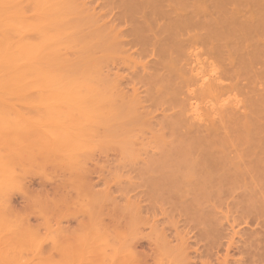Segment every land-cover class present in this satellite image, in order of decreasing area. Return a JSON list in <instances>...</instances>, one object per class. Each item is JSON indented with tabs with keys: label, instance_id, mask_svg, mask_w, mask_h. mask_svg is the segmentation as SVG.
Wrapping results in <instances>:
<instances>
[{
	"label": "rangeland",
	"instance_id": "374dc122",
	"mask_svg": "<svg viewBox=\"0 0 264 264\" xmlns=\"http://www.w3.org/2000/svg\"><path fill=\"white\" fill-rule=\"evenodd\" d=\"M64 2L68 59L51 70L97 84L108 113L74 159L0 139L18 176L0 188V263L264 264V0ZM192 56L215 72L206 95ZM38 99L9 108L40 117Z\"/></svg>",
	"mask_w": 264,
	"mask_h": 264
},
{
	"label": "bare ground",
	"instance_id": "6f19581e",
	"mask_svg": "<svg viewBox=\"0 0 264 264\" xmlns=\"http://www.w3.org/2000/svg\"><path fill=\"white\" fill-rule=\"evenodd\" d=\"M63 2H64V0H63ZM63 2H61V0H60V4H57L55 0H0V103L5 104V106L3 108H5L7 106H8L7 108H9L12 106L11 101L19 102V100H21V99L22 100L26 99L27 100L26 103L30 104L29 107L31 108L32 102H34V100H37V96H38V98H39L38 101H35V104L37 103L38 105L36 104L37 108H35V109L40 108L42 110V112L44 113V114L40 113L41 118L39 117V115L36 114L37 116L34 115V118H35L34 119L32 116H30L29 112H28L29 116L25 117V114L21 110L18 109L19 104L17 102H15V104L17 103L18 106L15 105L17 108L15 107L16 109L14 112L11 110L12 108L11 109L9 108L8 111L3 110V108H1L2 112L0 110V112H1L0 113V139L3 141L4 138H6L8 135L11 134L10 136L12 137L13 142L14 143L16 142L18 144V147L20 144V148H21V143H22L21 140L23 138H20L21 139L20 141L18 140V138L22 137V135L28 139V140L25 139L27 141H30L29 139H32L33 143H32V141H30V142H28L29 145L32 143L34 146L35 145L34 143H37L36 144V146H37L38 144L41 143V145H42L41 148H44L47 146L49 148H52L53 146L50 147L51 145L49 146V144L51 143L52 145H55L54 142L57 141L56 142L57 145H55L56 147L54 146L56 149L55 152H57V154H60L61 156L64 154L63 155L64 157H65V154L68 153L69 154L68 156L72 155L71 157H73L72 159H74L75 157L73 155H76V153H77L76 150L78 151V153H80L79 149L81 151L82 147H85L84 144H86V143H83V145H78L80 142L77 143V141H76V143H75L74 140H76L77 137H79V139H80L81 138L80 135H82L81 139H83L85 137L86 138L88 137L87 139H89L90 137H93L91 135V133H90L91 136L89 137V133L86 130V128L88 126H90L92 123H95L94 121L98 122L99 120L102 121L103 120L102 118H104V119L106 118L105 117L106 114L104 115V112L108 113V111H106L104 106H107L108 102L106 103V105H105V102L107 101L108 97H104L105 98V100H104V98H101L102 95L99 93V90L97 87L95 89H97L98 92L94 91L95 89L94 88L92 89L89 86V85L95 84V83H93V81L91 82L92 83L91 84L90 81H87V79H86V81L89 82V85L87 82L86 83L81 82V79L82 80H84V79L79 78V77H84V76H78V78L74 76L75 79L70 78L71 80L69 78L63 77L65 72H63V74H61L62 76L60 75L59 72L61 71V69H59V67H57L58 64L57 65L55 64L56 65L55 67H56V69L58 68L60 70L58 72L59 74H56L54 72V70H51V68H52L51 64L53 63V60L55 58H57L56 60H58V58L62 59L63 53L65 55V52H60L63 49V47H62L63 39H64V36L67 34L66 28H68V27L64 28V31H65L64 32L63 30H61L62 27L60 26V25H64L62 22H64V23L67 22L66 21L67 17L64 16L65 10L62 9L63 7L65 8V5L63 4ZM58 5L62 6V7L60 8V7H58ZM66 7H67V5H66ZM61 11H63V12H61ZM58 12L59 13L61 12L60 14H63V15H61L63 18L62 20H61V17L57 16ZM60 22H61V24H60ZM58 24H59V27H58ZM67 39H69V38H67ZM69 49L70 48L65 47L64 51H69ZM66 53L68 54V52H66ZM69 54H70V52H69ZM192 57H194V56H192ZM196 57L197 56H195L194 57L195 59H193V61L192 62L190 61V63H189V65L192 63L195 66L193 69L191 68V72H193V71L198 72L199 70L203 71L202 67L199 64V62L201 63V61L198 60L199 57L197 59H196ZM64 59H62V60H64ZM67 59H65V60H67ZM191 60H192V58H191ZM59 62H60V60H59ZM63 62L61 61L60 63H63ZM62 65H64V64H62ZM199 66L201 69L199 68ZM61 67L65 68L66 66H60V68ZM192 67H193V65H192ZM66 70L67 69H65L64 71H66ZM212 70H210V72H208L206 70L204 72L199 71L200 73H197V76H199V78L197 79V82L201 87L203 86L205 91H203V89L202 90L200 88L199 89H200V91H202L204 93L207 92L206 91L207 87L213 88V85L215 84L214 81L217 80V79H215L216 78L215 72H213ZM70 72H71V70H70ZM66 73H67V71H66ZM81 75H82V73H81ZM96 75H95V77H96ZM216 75H217V73H216ZM97 77H98V75H97ZM217 77H218V75H217ZM94 79L92 78V80H94ZM219 79H220V77H219ZM219 79H218V81H219ZM90 80H91V78H90ZM96 81L98 82V79ZM96 81H94V82H96ZM197 82H195V84ZM93 86H97V84L93 85ZM198 86L196 85L194 87L198 88ZM217 87H218V85H217ZM210 90H211V94H212V89H209L208 91L210 92ZM88 91L90 92V94L88 93ZM92 94L96 95L97 97L94 96L95 97L94 98ZM211 94L209 93V97ZM213 94H215V92ZM99 95H100V97H98ZM205 95H206V93H205ZM33 96L36 99L33 100V98H34ZM7 97H9V98H7ZM193 97H195V95ZM219 97H220V95H219ZM211 98H213V97H211ZM8 99L10 100L11 103L9 101H7ZM11 99H13V100H11ZM99 100L102 103H100ZM102 100H104L105 102ZM220 101L221 100L219 98L218 102H220ZM236 102L237 101H235V103ZM190 103H191L190 104V106H191L190 111L193 113V115H191V116L192 117L194 116L197 119H198V117L201 118L202 117L201 113H203V110L201 112V110H200L201 108L199 109V107L194 102L192 103V101H190ZM239 103H240V101H239ZM2 104H1V107H2ZM35 104H33V105L35 106ZM100 105H102V106H100ZM98 107H100V109ZM101 107L102 108L104 107V108L101 110ZM94 109H97V110H94ZM29 110L31 111L32 108ZM92 110H94V111H92ZM103 110H105V111H103ZM204 110H206V109H204ZM212 110H210V112ZM207 111H209V110H207ZM20 112H22V113H20ZM101 112H102L104 117L102 116V114L100 115ZM203 115H204V113H203ZM30 117H32V118H30ZM210 117H211V115H210ZM12 118H13V120H12ZM27 118H30V119H27ZM42 118H43V120L41 121ZM75 118H77V119H75ZM207 118L205 119V121L207 120ZM23 119H25V120H23ZM44 119H46L47 121L44 122L45 121ZM96 119H98V120H96ZM76 120L77 121L81 120L80 121L81 123H79V122L77 123ZM194 120H195V118H194ZM203 122H204V120H203ZM79 124H81V125L79 126ZM33 125L34 126L36 125V126L33 127ZM82 125H84V127ZM73 127H75L76 129ZM35 128H37V131L40 130L39 133L41 132V130H43V131L39 134L35 130ZM67 128H69V129H67ZM73 132L75 133V135L73 134ZM1 135L2 136L4 135V136L2 137ZM83 135H84V137H83ZM13 136H15V137H13ZM29 137H31V138H29ZM74 137H75V139H74ZM37 140H39L40 143H38L39 141H37ZM8 141H9V139L7 140V142ZM85 141H86V139H85ZM19 142H21V143H19ZM3 143H5V146L8 145V144L6 145L5 141ZM28 143H27V146H28ZM10 144H12V143L10 142ZM72 144H74V146H76V144H77V146H79V148L75 147L76 149L75 148L72 149L75 151L74 153H73V151H71V147L73 148ZM31 145L29 146V148L33 149V147H31ZM58 145H59V148L57 147ZM9 146L10 145H8L6 147V149ZM12 146H13V144H12ZM62 146L65 148L63 149V151H62V149L60 151V148ZM67 146H68V148H67ZM0 147H1V149L4 150L3 146L0 145ZM37 147H40V146L38 145ZM37 147L34 149H37ZM41 148H38V149H41ZM44 149H41V151L43 150L44 153L47 152L46 148H44ZM68 149H69V152H68ZM8 150H10V147ZM70 151L72 152V154ZM64 152H66V153H64ZM0 156H2V154ZM3 158L0 157L1 162H3L2 161V160H4ZM59 158H61V157H59ZM67 159H70V158L67 157ZM6 164H7L6 159H5V163H0V179H2V180H0L1 181L0 182V188L6 183H7V187H8L9 186L8 182H10L9 184H11V182H13V181H11V179L14 177H16V178L18 177V176H15L16 173L14 174V169L12 168L13 169V171H12L9 164H8L9 165L8 168H7V166L5 167ZM3 168H6V169H3ZM13 175H14V177H12ZM18 179H20V177ZM11 185L14 186L15 184L12 183ZM5 186H4V188H5ZM15 186H17V185H15ZM0 216H2V215H0ZM3 219H2V221H3ZM15 223L17 224V222H15ZM16 224L14 225L13 233L15 232V230L17 232H19L17 229L19 227H21V226H19L20 224L19 225L17 224V226H16ZM12 228H13V226H12ZM21 229H22V227H21ZM21 229H19V230H21ZM22 230H25V229H22ZM28 234L31 235L32 233L28 232ZM18 236H21V235H18ZM33 236L31 235L32 238H33ZM18 238H20V237H18ZM100 238L98 236L97 241H99ZM3 239L5 240L4 237H3ZM24 239H27V238L25 237ZM29 239H31V238H29ZM101 239H103V236ZM22 240H23V238H22ZM104 240H102V242ZM9 241H11V240H9ZM97 241H95L96 247H97V244L101 243V242L99 243ZM35 243H36V241H35ZM37 243H38V241H37ZM105 243L106 242H104V246H105ZM5 244L6 243H4V246L6 247ZM107 244H108V242H107ZM13 245L14 244H12V246ZM32 245H33V243H32ZM32 245L30 244V247L29 246L28 247L31 248ZM101 245H103V244H101ZM33 246H34L33 250H35L36 244ZM98 246H100V245H98ZM104 246H103V248H104ZM10 247H11V245H10ZM96 247H95V249H96ZM107 247H109V246L107 245ZM37 248H38V246H37ZM103 248H102V246L100 247V249H103ZM98 249H97V252H101V253L99 254L96 252L95 258H96V256H98V258H99V256L103 252L102 250L98 251ZM3 250H5V249H3ZM15 251L16 250H14V252ZM5 253H7V252L5 251ZM8 253H9V251H8ZM21 254H22V252H21ZM91 256H93V255H91ZM102 256L104 257L103 254H102ZM3 257L1 256V258H3ZM17 257H18V255H17ZM103 257H101V258H103ZM6 258H8V257H5L4 259H6ZM91 258H94V257H91ZM10 260H12V258L9 259L8 261L10 262ZM25 261H27V260H25ZM30 261H32V260H30ZM91 261H93V263H94V259H91ZM91 261H89V263H91ZM12 262H13V260H12ZM33 262H32V264H33ZM97 262H98V260H97ZM37 263H35V264H37ZM41 263H38V264H41ZM93 263H91V264H93ZM104 263L105 262H103V264ZM44 264H47V263H44ZM86 264H88V263H86ZM96 264H100V263H96Z\"/></svg>",
	"mask_w": 264,
	"mask_h": 264
}]
</instances>
